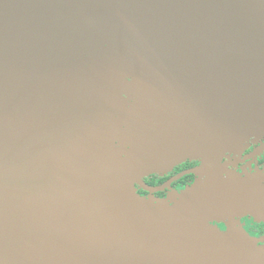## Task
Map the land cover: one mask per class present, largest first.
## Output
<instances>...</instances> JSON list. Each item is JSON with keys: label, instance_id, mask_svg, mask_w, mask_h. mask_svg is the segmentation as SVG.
<instances>
[{"label": "water", "instance_id": "95a60500", "mask_svg": "<svg viewBox=\"0 0 264 264\" xmlns=\"http://www.w3.org/2000/svg\"><path fill=\"white\" fill-rule=\"evenodd\" d=\"M263 135L264 0H0V264H264L253 239L170 243L202 213L135 188L195 173L264 204V172L221 164Z\"/></svg>", "mask_w": 264, "mask_h": 264}, {"label": "flooded vegetation", "instance_id": "af4514ba", "mask_svg": "<svg viewBox=\"0 0 264 264\" xmlns=\"http://www.w3.org/2000/svg\"><path fill=\"white\" fill-rule=\"evenodd\" d=\"M264 135L259 139H250L242 151L226 154L222 160V165H227V171L239 175V180L243 181L247 174L257 175L264 172ZM200 166L197 161H185L176 165L168 175L159 177L151 175L145 177L143 182L149 187H160L166 184L179 174L189 170H196ZM207 179L199 174H187L170 183L163 191L150 195L136 186L137 194L145 200H152L153 203L167 202L170 206L174 202H182L184 211L190 207L195 215H201L203 220H195L176 225L173 234L168 235L172 241L191 242L199 240L201 242H212L216 237L229 240L238 239L242 248L244 241L242 239H253L257 246L264 245V204L260 200V195L247 205L246 198H241L239 202L230 199L224 200V195L211 200L207 199L210 195V189L215 187L206 186ZM258 188V186L256 185ZM194 188V196L185 199L184 194ZM210 188V189H209ZM217 188V187H216ZM262 188V184L259 187ZM199 191H202L201 193ZM244 195H242L243 197ZM202 200V202H201ZM252 201V200H251ZM207 204H210L208 206ZM254 205V206H253ZM204 206L205 210H200ZM239 207V209H237ZM255 208V209H254ZM254 209V210H253ZM175 233V234H174ZM172 236V237H171ZM166 242V239L164 240ZM195 255H187L161 261L156 260H130L129 264H201L205 258ZM200 258V259H198ZM208 259V258H206ZM207 261V260H206ZM194 262V263H193Z\"/></svg>", "mask_w": 264, "mask_h": 264}, {"label": "rangeland", "instance_id": "374dc122", "mask_svg": "<svg viewBox=\"0 0 264 264\" xmlns=\"http://www.w3.org/2000/svg\"><path fill=\"white\" fill-rule=\"evenodd\" d=\"M201 258V257H200ZM200 258H198V259H200ZM204 258V257H203ZM194 263V262H193ZM192 264V263H191Z\"/></svg>", "mask_w": 264, "mask_h": 264}]
</instances>
